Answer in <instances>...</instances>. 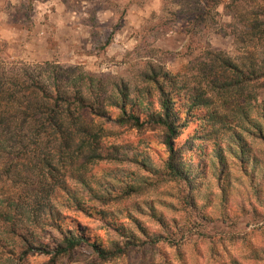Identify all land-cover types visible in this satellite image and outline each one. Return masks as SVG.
Segmentation results:
<instances>
[{
    "label": "rangeland",
    "instance_id": "1",
    "mask_svg": "<svg viewBox=\"0 0 264 264\" xmlns=\"http://www.w3.org/2000/svg\"><path fill=\"white\" fill-rule=\"evenodd\" d=\"M237 1L230 9L235 1L222 0L213 9L214 19L194 28L186 16L195 11L196 0H0V64L10 68L50 62L80 67L108 88L113 82L140 85L143 73L162 69L185 81L191 90L206 89L207 80L224 76L222 70L212 71L209 51L223 52L238 63H264V39L254 45L246 36L255 26L264 25V0ZM201 67L207 69L208 77L201 74ZM252 89L250 93L264 98V78ZM244 96L215 98V106L234 113L245 102ZM185 112L182 109L180 114L183 119ZM199 123L182 122L176 146L186 149V158L193 154L188 143L205 142L196 137ZM107 125L113 134L104 141V159L89 174L90 185L86 188L69 180L71 189L76 198L107 211L110 223L117 221V227L139 235L157 233L160 240L152 243L146 238L147 243L133 247L114 227L103 223L101 215L62 208L68 227L78 222L91 228L89 235L100 236L103 244L108 245L110 238L126 252L102 261L84 244L57 264H216L221 260L264 264V259H254L264 256V177L259 179L262 191L256 193L239 162L231 161L224 177L227 189L209 172L194 191L198 203L190 205L187 189L163 171L168 155L159 130ZM249 142L263 173L264 140L249 138ZM91 190L107 204L93 200ZM16 193L17 189L8 187L0 196L16 199ZM155 215L170 223L163 226ZM8 236L7 230L0 229L2 264L8 253L19 254V239ZM211 246L219 249V256L209 255ZM49 260L50 256L37 254L27 264Z\"/></svg>",
    "mask_w": 264,
    "mask_h": 264
},
{
    "label": "trees",
    "instance_id": "2",
    "mask_svg": "<svg viewBox=\"0 0 264 264\" xmlns=\"http://www.w3.org/2000/svg\"><path fill=\"white\" fill-rule=\"evenodd\" d=\"M221 1L196 0L195 11L186 16L189 24L194 28L208 25ZM234 1L230 9L237 5ZM262 25L246 33L250 43L261 44ZM208 59L212 71L222 70L224 76L207 80L206 89L192 90L185 81L162 69L143 73L140 85L113 82L108 88L80 67L50 62L10 68L0 64V193L8 187L17 189L16 199L0 196V229L20 241L17 257L15 252L8 253L4 264H27L29 257L37 254L50 256L47 264H57L84 244L102 261L125 254L114 240L107 239V245L99 241L100 236L89 235L91 228L78 222L68 227L69 218L62 214V208L101 215L103 223L114 227L133 247L147 243L146 238L159 242L157 233L143 231L139 235L117 227V221L110 223L107 211L76 198L68 182L74 180L88 188L92 168L105 157L104 141L113 134L108 122L137 130L150 126L162 133L168 155L163 171L187 189L190 205L198 203L193 199L194 191L209 172L223 190L227 189L224 177L231 161L239 162L256 193L262 191L259 179L264 172L258 171L259 162L249 138L264 140V98L250 93L264 78V63H238L215 51L208 52ZM206 70L204 67L201 74L208 77ZM242 95L245 102L234 113L215 106V98ZM182 109L187 110L184 119L180 116ZM193 119L200 122L196 137L207 144L201 140L188 143L186 147L193 154L186 158V149L177 148L176 140L182 122ZM92 193L93 200L107 204L106 199ZM62 195H67L66 200ZM156 218L163 226L170 223L163 216ZM209 255L214 258L220 251L211 246ZM254 259L259 262L264 256ZM216 264L244 263L221 260Z\"/></svg>",
    "mask_w": 264,
    "mask_h": 264
}]
</instances>
